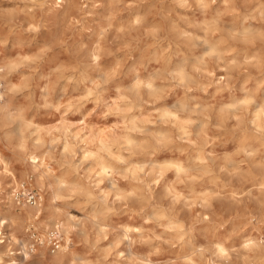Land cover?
Here are the masks:
<instances>
[{
    "label": "clouds",
    "instance_id": "obj_1",
    "mask_svg": "<svg viewBox=\"0 0 264 264\" xmlns=\"http://www.w3.org/2000/svg\"><path fill=\"white\" fill-rule=\"evenodd\" d=\"M0 264H264V0H0Z\"/></svg>",
    "mask_w": 264,
    "mask_h": 264
}]
</instances>
